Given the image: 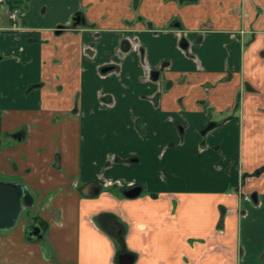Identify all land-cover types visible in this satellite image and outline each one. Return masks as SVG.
<instances>
[{"label":"crops","instance_id":"obj_1","mask_svg":"<svg viewBox=\"0 0 264 264\" xmlns=\"http://www.w3.org/2000/svg\"><path fill=\"white\" fill-rule=\"evenodd\" d=\"M0 1L25 13L19 32L0 19V180L33 198L28 224L0 233V264H118L123 253L133 264H264V0ZM77 12L89 26L56 34ZM129 33L151 69L167 65L158 108L143 99L157 86L120 53ZM92 34L94 64L81 53ZM112 62L121 81L98 75ZM104 95L113 108L99 107ZM158 163L181 182L144 183ZM91 184L97 194L83 195ZM132 184L141 194L124 198ZM33 217L46 224L36 242L24 236Z\"/></svg>","mask_w":264,"mask_h":264},{"label":"flooded vegetation","instance_id":"obj_2","mask_svg":"<svg viewBox=\"0 0 264 264\" xmlns=\"http://www.w3.org/2000/svg\"><path fill=\"white\" fill-rule=\"evenodd\" d=\"M0 7L4 10V12L0 16V19L2 16H6L8 18V20L11 22L10 30L13 32H19L21 27H20V24L18 22L19 21L18 19L21 16L25 15V13H23L24 11L23 10L21 11L18 8L10 9V7L4 1H0ZM5 12H7V13H5ZM12 12H16L17 18L15 21L10 19L8 16ZM74 18H76V20H74ZM82 21L84 23H82ZM173 24L175 27L178 26L177 23H173ZM86 26H89V25L86 22L84 16L81 13L77 12L72 17L70 27L59 26L55 30V33L57 31H60L59 33H56V34H60L61 32L65 31L66 29H69V28H72V29H76L78 27L87 28ZM172 29H174V28L173 27L170 28V30H172ZM152 35L156 36V35H158V32L152 31ZM204 35H205V32L204 33L202 32L201 35H199L200 37L198 38V42H196V44L202 42ZM90 37L92 38V41L85 43V45H82L81 53H82V56L86 60H88L94 64L96 62L97 44H98V40L100 39V35L92 34ZM178 39L180 40V45H181L180 47H181V50L183 51V53H185L191 60L194 61L196 56L194 53L191 52V47H190L188 40L183 35H180L178 37ZM120 53H122V55H124V56L126 54H128V55L130 54L131 57H134V58L136 57L137 66H138V69L140 71V77H141L142 82L147 83V85L153 83L157 86V88H158L157 92H153L150 95L144 96L143 99L147 103H149L152 106V108H158L159 107V93H160V89H161L160 72L164 71L167 68V65L161 64L159 66V69H157V70H153L149 67V65L147 63V53H146V50L144 49V47L140 44V39H139L138 34L134 35V34L129 33V34L122 36ZM97 70H98L99 77L102 79L106 78L109 75H113L114 77H116L118 79V81H121V77H120L121 66L120 65L113 64V62H112L108 65L106 64L105 66H97ZM121 85L124 86L123 84H121ZM115 104H116V101H115L114 97L111 95H104V96H101L99 98V107L102 109H111L115 106ZM180 119L182 120L183 123L178 124V130L181 132V134H182L181 139L183 140V133L187 129V122L182 117H180ZM131 123H129V125H134L135 127H137L138 129L140 128L141 130H143V127L145 126V123L142 122L141 120H138L136 122V119H134ZM212 126L213 125L211 123L208 124L207 129H205L202 132H204V134H206L207 131L210 130V128H212ZM111 158H112L113 162H117L119 160L118 157H116V156H112ZM132 187H141V186L132 184ZM33 221H34V219H32L31 225L33 224Z\"/></svg>","mask_w":264,"mask_h":264},{"label":"water","instance_id":"obj_3","mask_svg":"<svg viewBox=\"0 0 264 264\" xmlns=\"http://www.w3.org/2000/svg\"><path fill=\"white\" fill-rule=\"evenodd\" d=\"M82 23L84 22L82 21ZM141 191V187H132L123 191L122 195L124 198L134 199L141 194ZM97 192L98 188L91 184L84 188L83 195H95ZM32 203V196L22 184L0 181V231L11 230L16 225L21 212L30 208ZM45 230L46 224L35 218L33 224L27 227L25 238L28 241L36 242L42 239ZM133 262L134 257L128 253L118 256V264H133Z\"/></svg>","mask_w":264,"mask_h":264},{"label":"rangeland","instance_id":"obj_4","mask_svg":"<svg viewBox=\"0 0 264 264\" xmlns=\"http://www.w3.org/2000/svg\"><path fill=\"white\" fill-rule=\"evenodd\" d=\"M239 95V94H238ZM239 98H240V95H239ZM165 163H158L155 170H154V166L153 165H147V167H145L144 169H142L140 171V177L142 178V181L144 183H147L149 181H154L156 180L157 182L161 183L162 185L165 184L166 180L168 179H173L171 176L172 175H176V177L173 179L175 181H178V182H181V179L180 180H177L178 178L181 177V172L178 173L177 171H171L169 170L166 166ZM192 172H195V171H192ZM0 178L2 179V177L0 176ZM1 181V180H0ZM107 191H110V192H113L114 190L112 188H110L109 190ZM26 211V210H25ZM21 212L19 218H18V221H17V224H19V228L22 226V222L25 221L27 224L29 221H27L28 219V214L27 212ZM31 214V213H30ZM36 217H33L32 219H35ZM16 224V225H17ZM15 225V226H16ZM14 228V227H13ZM12 228V229H13ZM27 229V228H26ZM10 231V230H9ZM1 232H8V231H0ZM25 236V234H24ZM46 238H44L45 240ZM43 240V241H44ZM39 242L43 249H44V252L46 254V256L50 259V246L46 243V242ZM52 255V254H51Z\"/></svg>","mask_w":264,"mask_h":264},{"label":"built area","instance_id":"obj_5","mask_svg":"<svg viewBox=\"0 0 264 264\" xmlns=\"http://www.w3.org/2000/svg\"><path fill=\"white\" fill-rule=\"evenodd\" d=\"M3 12H4V10L0 7V16H1V14H2ZM5 13H7V12H5ZM8 16H9V18L12 19L13 21H15L16 18H17L16 12H12V13H10ZM117 184H118V183H117Z\"/></svg>","mask_w":264,"mask_h":264}]
</instances>
